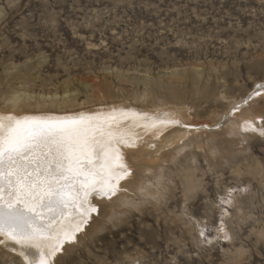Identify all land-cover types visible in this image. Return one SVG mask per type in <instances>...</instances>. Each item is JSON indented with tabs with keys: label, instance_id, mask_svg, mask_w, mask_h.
Instances as JSON below:
<instances>
[{
	"label": "rangeland",
	"instance_id": "rangeland-1",
	"mask_svg": "<svg viewBox=\"0 0 264 264\" xmlns=\"http://www.w3.org/2000/svg\"><path fill=\"white\" fill-rule=\"evenodd\" d=\"M261 84L264 0H0V112L26 93L39 114L165 101L222 121L148 173L153 195L102 205L55 264H264V130L225 121ZM73 90L70 108L43 101ZM12 250L0 264H26Z\"/></svg>",
	"mask_w": 264,
	"mask_h": 264
},
{
	"label": "snow or ice",
	"instance_id": "snow-or-ice-1",
	"mask_svg": "<svg viewBox=\"0 0 264 264\" xmlns=\"http://www.w3.org/2000/svg\"><path fill=\"white\" fill-rule=\"evenodd\" d=\"M122 119L131 117L122 114ZM120 123L116 116L100 124L83 116L61 120L0 114V244L18 246L26 264H48L44 250L54 255L64 242L75 239L79 225L69 231L61 218L75 211L86 223L87 215L96 211L90 197L110 199L120 181L131 175L113 144L135 147L113 130ZM170 123L179 121L149 118L145 127ZM243 130L256 129L245 121ZM224 239H229L226 232ZM26 252L39 258L34 261Z\"/></svg>",
	"mask_w": 264,
	"mask_h": 264
},
{
	"label": "bare ground",
	"instance_id": "bare-ground-1",
	"mask_svg": "<svg viewBox=\"0 0 264 264\" xmlns=\"http://www.w3.org/2000/svg\"><path fill=\"white\" fill-rule=\"evenodd\" d=\"M262 90H264V87L259 88L258 92ZM75 91L76 90H73L72 92L66 91L62 96H58L55 94L54 96L52 97L49 96L48 98H46L43 95L45 97L43 101L47 103L51 101L50 102L51 104H58V105L64 104V106L70 108L71 105L74 106L72 103L75 101L74 100L76 93ZM250 95L252 98L250 97V98L242 99L240 101L234 100L233 106L231 105L232 107L229 113L226 114L225 116V121H229L228 123L230 124L231 127L230 131L233 132V134L234 132H238V135L242 133L241 131H243V125L245 121H251L254 124L256 130L259 131L264 130V120L262 119L263 114L256 109L259 105L258 104L259 97L257 100L255 99V97H253L255 95V92L253 93V95L252 94ZM262 96H264V94ZM33 97L34 96H32L31 94L14 93L10 97L8 103L7 104L5 103L6 105H4V108L5 110L11 111L12 115L18 117L29 116V117H38L42 119L62 120V119H75L83 116L85 118L92 117L93 123H100V124H103L104 118L109 116H116L119 120H121V123L119 124L118 127L115 124H113V130L118 134L119 137H122L124 141H127L129 144L131 143L135 144V147H128L123 142L117 143L116 141H113L114 146L119 148L121 154L124 157V162L131 170V175L120 181L119 191L116 193V195L112 196L110 199L107 197H100L97 195H93L92 197H90V204L95 207L96 211L90 212V214L87 215L86 223L82 222L85 219V217L76 213L75 211H71L70 214H66L65 217L61 218L64 220V225L66 228H68L69 231L73 230L77 225H79L80 231L75 232V239L67 240L66 242H64L60 250L56 252L54 255L51 254L49 250H44V256L48 259V264H55L56 258L57 256H59V254H61V251L65 247L71 246V243H73L74 241L79 240V238L87 230V226L91 225V223L89 222L94 219L95 214H99L102 205L103 207L104 206L111 207V209H112V205L115 202L135 205V200L133 199L135 195L137 194L140 195L142 199H144L148 195H153L155 191L153 192L151 188L150 185L151 182L150 184H148L149 181L148 173L154 168L158 169L163 167L164 166L163 163L167 161L169 157L177 158V154H179L178 151H180V149L182 148L184 149V146L186 144L185 140L189 137L190 134L192 138L197 140L198 145H202L201 136L202 135L204 136V134H206V132L208 133V130H210L207 129L206 127L217 128L221 126L220 124L222 123V121L206 122V121L194 120L191 118V114L188 108L177 107L171 104L168 105L166 104L165 101L160 102L159 105L154 107L153 109H148V108L142 109L143 107L139 108L138 106L136 107L126 102L112 103L106 106L102 104L99 106H94L92 104L89 107L87 106V109H85V105L83 104L84 102L83 101L82 103L76 104V105H80L81 108L78 109L77 111H72V112L63 111L59 115L46 114L47 112L45 114L43 113L39 114L40 112L38 113L36 111H33L32 109L31 112L27 111L28 108L30 107V106L27 107V105L29 104L30 99ZM97 103H104V102L99 101ZM82 104L84 105V107L82 106ZM25 107H27V109ZM57 113L58 112H56V114ZM0 114L7 115L6 113H2V112H0ZM122 114H128L131 117V119L123 120ZM134 114H140V115L135 116ZM149 118L167 119L170 121H179V123H170L167 125H161L153 129L150 127H145L146 123H148ZM226 129L228 130V128ZM180 153L182 152L180 151ZM157 181L160 182V180L158 179ZM0 239L3 238L0 237ZM0 245L7 247V249L10 248V250L16 249L18 250L19 253L21 251L20 248L18 246H15L12 242L5 241L4 244H0ZM25 255H28L29 258L33 259L34 261L39 258L38 254L33 255L29 252H26Z\"/></svg>",
	"mask_w": 264,
	"mask_h": 264
}]
</instances>
